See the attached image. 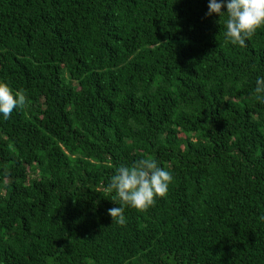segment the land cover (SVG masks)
Returning a JSON list of instances; mask_svg holds the SVG:
<instances>
[{"label":"trees","instance_id":"16d2710c","mask_svg":"<svg viewBox=\"0 0 264 264\" xmlns=\"http://www.w3.org/2000/svg\"><path fill=\"white\" fill-rule=\"evenodd\" d=\"M208 0H0V264H264V28L225 41ZM171 170L144 211L104 186Z\"/></svg>","mask_w":264,"mask_h":264},{"label":"clouds","instance_id":"9594fccd","mask_svg":"<svg viewBox=\"0 0 264 264\" xmlns=\"http://www.w3.org/2000/svg\"><path fill=\"white\" fill-rule=\"evenodd\" d=\"M206 17L216 16L223 20L225 41L233 46L244 47L259 29L264 28V0H208ZM258 101L264 102V76H257L252 90ZM23 91H14L7 83L0 82V118L7 120L12 112L26 105ZM174 176L152 158L142 157L130 166L120 164L104 186L114 194L119 206L108 210L113 223L126 224L125 206L144 211L157 198L164 197ZM264 221V215L259 217Z\"/></svg>","mask_w":264,"mask_h":264}]
</instances>
